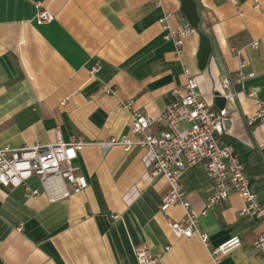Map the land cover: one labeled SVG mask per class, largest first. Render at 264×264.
I'll return each instance as SVG.
<instances>
[{
  "label": "crops",
  "instance_id": "1",
  "mask_svg": "<svg viewBox=\"0 0 264 264\" xmlns=\"http://www.w3.org/2000/svg\"><path fill=\"white\" fill-rule=\"evenodd\" d=\"M196 1L212 38L208 58L197 28L179 49L164 39V13H172L173 28L191 25L181 0H0V146L82 139L86 145L74 164L88 180L81 193L55 200L45 192L27 197L23 187L0 183V264H139L140 246L163 253L159 264H214L209 248L236 235L243 245L222 264H264V251L252 246L264 223L239 216L240 193L200 218L209 246L198 234L178 237L170 222L184 210L161 211L169 183L151 176L147 150L100 145L136 137L129 128L132 111L158 116L185 93L188 69L202 98L228 109L227 141L264 202V125L248 124L257 99H264V0ZM39 8L54 20L38 23ZM254 40L258 47L251 46ZM233 47L242 49L253 76L235 82L236 97L227 98L222 79L239 69ZM105 83L117 86V93H105ZM252 88L256 96L248 95ZM153 132L159 135L160 127ZM181 182L192 207L202 210L213 185L204 162L188 166Z\"/></svg>",
  "mask_w": 264,
  "mask_h": 264
},
{
  "label": "built area",
  "instance_id": "2",
  "mask_svg": "<svg viewBox=\"0 0 264 264\" xmlns=\"http://www.w3.org/2000/svg\"><path fill=\"white\" fill-rule=\"evenodd\" d=\"M237 4V0H230ZM160 3V2H159ZM171 12H166L160 19L165 29L164 39L174 41L179 49L183 40L194 33L195 28L189 24L170 26ZM54 14L45 8H39L36 14L38 23L52 22ZM259 41L254 40L251 46L258 47ZM239 57V69L222 79L226 97H236L232 91L235 82H242L253 76L247 71L248 59L243 56L242 49L233 47ZM98 67L91 70L94 75ZM185 93L168 104L161 113L152 117L148 113L132 111L130 131L136 137H113L100 145L110 147L122 145L126 150L140 146L149 153L152 166L151 176H163L169 183V190L162 198L161 211L166 213L172 206H181L184 215L180 220L170 222V227L178 237H191L198 234L201 241L209 246V237L200 230V218L228 199L232 192H238L244 198L239 210L242 218H256L264 223V202L251 189V178L246 173L238 152L227 141L229 134L228 122L230 113L227 108H216L209 105L198 91L199 80L188 69ZM108 94H116L117 86L103 84ZM256 89L248 92L256 96ZM178 94L179 90H175ZM132 108V101L124 103ZM257 114L248 120L252 125L259 122L264 125V99H257ZM160 127L159 135L153 132V126ZM86 142L62 139L54 143H36L31 146L13 148L0 146V183L6 186L23 187L27 197L38 198L45 192L50 200L69 197L72 193H81L88 187L85 174L74 164ZM204 162L208 175L212 180V190L202 210L192 207L186 197L181 179L188 166ZM36 178L38 184L32 186L29 181ZM243 245L240 236H233L216 247L209 248L214 264H222V257ZM252 246L260 252L264 251V230L253 240ZM135 253L139 264H159L163 253H153L147 246L136 247Z\"/></svg>",
  "mask_w": 264,
  "mask_h": 264
},
{
  "label": "water",
  "instance_id": "3",
  "mask_svg": "<svg viewBox=\"0 0 264 264\" xmlns=\"http://www.w3.org/2000/svg\"><path fill=\"white\" fill-rule=\"evenodd\" d=\"M181 11L186 15L189 23L197 28L201 35L202 41V54L205 57H209L213 51V44L211 36L202 28V18L198 9V3L196 0H181Z\"/></svg>",
  "mask_w": 264,
  "mask_h": 264
},
{
  "label": "trees",
  "instance_id": "4",
  "mask_svg": "<svg viewBox=\"0 0 264 264\" xmlns=\"http://www.w3.org/2000/svg\"><path fill=\"white\" fill-rule=\"evenodd\" d=\"M246 173H247V171H246Z\"/></svg>",
  "mask_w": 264,
  "mask_h": 264
}]
</instances>
